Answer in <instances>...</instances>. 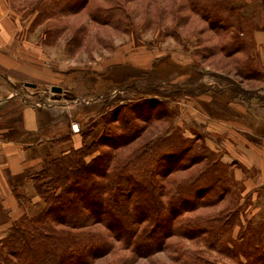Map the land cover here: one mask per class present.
Here are the masks:
<instances>
[{
    "label": "trees",
    "instance_id": "trees-1",
    "mask_svg": "<svg viewBox=\"0 0 264 264\" xmlns=\"http://www.w3.org/2000/svg\"><path fill=\"white\" fill-rule=\"evenodd\" d=\"M24 1L33 13L30 26L44 25L43 41L51 43L67 33L71 51L83 44L90 22L122 32H128L127 22H132L125 4L118 0H109L108 6L95 0ZM176 1L177 27L192 13L206 22L213 35L227 37L201 50L202 54L198 52V63L219 51L235 60L232 74L239 79L263 77L252 38L253 15L243 13L232 0ZM81 14L86 15L85 21L75 24L72 16ZM177 33L173 29L169 35L178 41ZM136 92L141 97L125 106L110 105L100 115L104 123L116 116L119 131L103 123L99 142L82 143L49 160L33 177L44 207L34 216L23 214L0 237V264H96L105 256L112 257L107 264H133L166 250L176 237L203 242L238 264H264V224L252 229L251 220L243 222L236 204L208 217L191 214L206 202L220 200V193L234 195L229 186L235 179L226 175V165L204 141L201 151L190 143L183 145L181 139L186 136L171 124L175 112L168 102L153 97L164 95L166 99L181 91L167 95L148 87ZM136 118L145 123L151 118L167 121L165 132L121 154L119 149L145 130ZM103 146L113 150L112 154ZM197 164H201L199 169L188 176L169 179L172 173ZM178 256L173 254L171 261L177 262ZM183 264L216 262L196 254Z\"/></svg>",
    "mask_w": 264,
    "mask_h": 264
},
{
    "label": "crops",
    "instance_id": "crops-1",
    "mask_svg": "<svg viewBox=\"0 0 264 264\" xmlns=\"http://www.w3.org/2000/svg\"><path fill=\"white\" fill-rule=\"evenodd\" d=\"M247 1L256 7L252 38L263 77L238 79V84L256 104L246 105L239 98L235 101L233 92L205 93L194 102L185 101L183 117L212 143L207 145L218 159L230 164L232 177L241 182L243 196L250 199L247 210L255 217L264 214V101L257 100L264 98V0ZM143 51L116 54L115 49L100 62L103 83L110 81L118 68L145 71L153 67L154 55ZM58 57L49 58L43 43L29 36L26 28L21 29L18 18L0 0V237L23 214L30 217L43 209L33 177L45 163L82 143L81 133L73 132L70 124L82 123L85 115L65 113L58 102L36 100L44 94L54 96L44 88L60 82L72 84L78 92H94L90 85L80 86L77 79L81 76L75 78L72 68H61ZM69 77L72 79L67 80ZM256 220L264 224L263 218ZM219 257L216 264H238L226 256Z\"/></svg>",
    "mask_w": 264,
    "mask_h": 264
},
{
    "label": "rangeland",
    "instance_id": "rangeland-1",
    "mask_svg": "<svg viewBox=\"0 0 264 264\" xmlns=\"http://www.w3.org/2000/svg\"><path fill=\"white\" fill-rule=\"evenodd\" d=\"M4 1L6 2L7 9L20 21L21 29L26 28L29 36L43 43L45 52L49 58H52V55L53 57H58L59 54L58 59L62 65L61 68H72L76 72L75 74L73 73L75 78L81 76V79H77L81 83L80 86L90 85L94 89V92H87L88 90H86L85 92L82 91V93L73 89L72 84L67 85L60 82L58 85L61 87V91L59 92H53L49 87L44 88L54 96L44 94L36 99L41 102H58L60 110L65 113L75 112L77 117L85 115L82 123L78 124V132L81 135L83 134L82 143L84 144H89L95 140L99 142L102 137L104 124L114 129V131H119L120 123L118 119L115 120L116 116L109 118L108 122L104 123L100 115L110 105L125 106L129 102L135 101L138 97H141V94H138L136 91H143L148 87H156L163 94L167 92V95L170 94V91L177 89L181 91L180 94L182 96L171 93L168 99H165L164 95L153 97L168 102L171 110L175 112V117H173L171 124L179 128L182 134L186 136L185 139H181L182 144L186 145L190 143L193 149L200 151L202 150L199 149L203 144L202 141H204L207 147V144L212 145V143L205 140L203 135L195 128L190 127L192 121H185L183 117L187 106L185 101L194 102L196 98L201 97L205 93L209 95H222L233 92L236 95L235 101L239 98L244 101V104L249 106L251 103L255 102L256 104L257 102L240 88L241 85L238 84L239 78L232 74L235 60L231 57H225L222 52L216 51L208 60H203L202 63L204 65L198 63L199 61L196 57L200 55L198 52L202 54L201 50L207 46L221 44L227 40V37L224 35L221 37L213 35L207 29L206 22L198 15L192 13H189L187 20L181 22L179 27H177L175 22L178 1L176 0H118L117 3L125 4V7L131 14V24L130 22L126 23L129 31L122 32L110 26H98L90 22L87 26L88 35L85 36L83 44L73 51L67 48V33H63L51 43L43 41L44 25L30 26L33 13L26 7L27 4L24 0ZM95 2L103 6L111 4L109 0H95ZM232 3L240 6L242 12L248 15H253L256 8L252 2H248L247 0H232ZM183 14L188 13L187 11H183ZM85 18V14L72 16L75 24L85 21ZM261 22L264 24V18ZM26 25L27 27H25ZM173 29L178 32L177 34L180 37H177L178 41L169 35ZM108 44H112V48H109ZM50 48H53L55 51L57 50V53L54 54ZM117 48L118 52L116 54H119L121 51L125 52L134 49L137 51L141 49L143 51L145 48L144 53L154 55L153 61L155 65L145 71L132 70L128 67L124 69L118 68L114 75H110L111 80L103 83L101 77L103 73H100L102 70L100 62L114 53ZM234 56L239 55L236 54ZM71 79L72 77H69L67 80ZM69 103L71 104L68 105ZM121 111H125V109ZM89 115L90 117H87ZM161 120L151 118L145 123L139 118L134 119L136 124L145 126V130L142 131L140 137L131 141L126 147L119 149V153H126L147 137L153 138L164 133L166 128L164 126L167 124V121ZM193 132L197 135H194ZM103 149L111 154L113 152V150L105 146H103ZM221 164L226 165L227 170L225 173L231 178L230 164L225 162ZM200 165L197 164L188 169L174 172L169 176V179L178 176L186 177L196 169H199ZM232 181L233 183H230L229 187L235 197L229 191L224 190V194L220 193L222 195L219 196L220 200L206 202L204 203L206 206L197 208L191 214H200L202 217L212 216L225 207L227 209L234 208V205H232L234 203L242 212L241 218L243 222L248 219L249 221L251 220L252 229H254L259 224V221L256 219H264V214H257L253 217L249 213L247 204L250 199L243 196L241 182L238 180ZM123 254H126V252ZM173 254H179L177 262L171 261ZM196 254L214 262L222 258L215 251L208 249L203 242H191L188 239L176 237L170 240V244L166 250L157 252L149 258L138 259L133 264H183V261L187 260L189 256L191 257ZM111 258V256H105L104 258L97 259L95 263L107 264Z\"/></svg>",
    "mask_w": 264,
    "mask_h": 264
},
{
    "label": "built area",
    "instance_id": "built-area-1",
    "mask_svg": "<svg viewBox=\"0 0 264 264\" xmlns=\"http://www.w3.org/2000/svg\"><path fill=\"white\" fill-rule=\"evenodd\" d=\"M70 128L73 132L79 131V127H78L77 123H75V122L70 124Z\"/></svg>",
    "mask_w": 264,
    "mask_h": 264
},
{
    "label": "water",
    "instance_id": "water-1",
    "mask_svg": "<svg viewBox=\"0 0 264 264\" xmlns=\"http://www.w3.org/2000/svg\"><path fill=\"white\" fill-rule=\"evenodd\" d=\"M50 89H51V91H53V92H59V91H61V87L58 86V85H52V86L50 87Z\"/></svg>",
    "mask_w": 264,
    "mask_h": 264
}]
</instances>
